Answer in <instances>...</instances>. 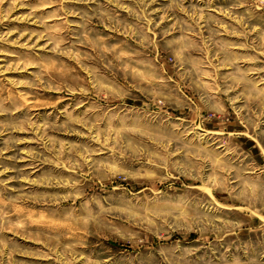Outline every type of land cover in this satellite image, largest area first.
Masks as SVG:
<instances>
[{
	"label": "rangeland",
	"instance_id": "obj_1",
	"mask_svg": "<svg viewBox=\"0 0 264 264\" xmlns=\"http://www.w3.org/2000/svg\"><path fill=\"white\" fill-rule=\"evenodd\" d=\"M0 264H264V0H0Z\"/></svg>",
	"mask_w": 264,
	"mask_h": 264
}]
</instances>
